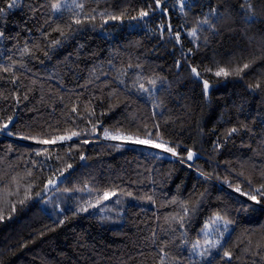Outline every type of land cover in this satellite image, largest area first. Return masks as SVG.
<instances>
[{
	"label": "trees",
	"instance_id": "1",
	"mask_svg": "<svg viewBox=\"0 0 264 264\" xmlns=\"http://www.w3.org/2000/svg\"><path fill=\"white\" fill-rule=\"evenodd\" d=\"M11 2L0 264H264V0Z\"/></svg>",
	"mask_w": 264,
	"mask_h": 264
},
{
	"label": "snow or ice",
	"instance_id": "2",
	"mask_svg": "<svg viewBox=\"0 0 264 264\" xmlns=\"http://www.w3.org/2000/svg\"><path fill=\"white\" fill-rule=\"evenodd\" d=\"M157 4H159V0H157ZM14 6H15V0H12V2L9 3V4L7 5L8 8H12V7H14ZM53 7L56 8V9H58V8L60 7V5H53ZM80 7H82V5H80ZM249 9H251V4H249ZM4 11H5V9L0 8V13H3ZM213 11H215V10H213ZM146 15H148V13H146V12H141V13H140V16H141V17L146 16ZM113 18L115 19V17H113ZM76 23H80V21H79V20H76ZM203 23H208V21L205 20V21H203ZM0 35H2V33H0ZM190 35H192V36L194 37V36L196 35V31L193 30V31L190 33ZM177 39H179V36H178V35H177ZM247 67H248L247 64H245V65L243 66V68H247ZM242 70H243V69H239V70H237V74H239V71H242ZM192 72L195 73L197 76L199 75V73H197L196 68H192ZM221 74H223V75H225V76L229 75V73H228L225 69H223V68H221L219 71L216 72V75H217V76H220ZM152 83H155V81H153ZM141 87H143V85H141ZM204 88H205V90L208 88V82H207V81H204ZM9 119H11V118H9ZM3 128H7V124L3 125ZM236 131H237V129L233 128V129L230 130V133H231V132H236ZM78 135H79V133H77V132H73L70 136H61V137H59V139H60V140L71 139L72 136H78ZM104 135H105V137H109V138H111V139H121V137H119V136H112V135L108 132L107 129H105V131H104ZM128 139H131V138L129 137ZM40 142H41V143H55L56 141H55V140H52V141H40ZM135 142H136V143H139V144H148V143H151V141H149V140H136ZM154 147H156V148H164L167 152H170V153H172L173 155L176 154L174 148H172V147H167V146L164 145V144H154ZM193 156H194V153H193L192 151L189 150V151L187 152V160H189V161L192 160V159H193ZM81 158L83 159V157H81ZM68 167L70 168L71 165H68ZM52 183H54V181L49 180V184H52ZM261 188L264 189V185H262ZM236 191L239 192L240 189L237 188ZM257 191H258V194H259L261 197H264V191H261V190H257ZM110 195H115V193H108V192H105V193L103 194V198L106 200V199L109 198ZM245 195H248V198H249L250 200H256V199H257L256 195H249V194H247V193H245ZM20 203L22 204L23 201H20ZM13 208H14V206H13ZM80 210H81V211H87V209H80ZM225 255L228 256L229 253L226 252Z\"/></svg>",
	"mask_w": 264,
	"mask_h": 264
},
{
	"label": "rangeland",
	"instance_id": "3",
	"mask_svg": "<svg viewBox=\"0 0 264 264\" xmlns=\"http://www.w3.org/2000/svg\"><path fill=\"white\" fill-rule=\"evenodd\" d=\"M112 136H119L121 137V139H111L109 137H105L104 135V138L105 139H111V140H116V141H123V142H128V143H133L135 145H139V146H142V147H145V148H149V149H152L158 153H163L164 155H167V156H171V153L167 152L164 148H156L154 147V142H151V143H148V144H139V143H136V139H128L127 137L123 136V135H120L118 133H114V134H111ZM139 140H144V139H139Z\"/></svg>",
	"mask_w": 264,
	"mask_h": 264
},
{
	"label": "water",
	"instance_id": "4",
	"mask_svg": "<svg viewBox=\"0 0 264 264\" xmlns=\"http://www.w3.org/2000/svg\"><path fill=\"white\" fill-rule=\"evenodd\" d=\"M9 127V123L7 124V128Z\"/></svg>",
	"mask_w": 264,
	"mask_h": 264
}]
</instances>
